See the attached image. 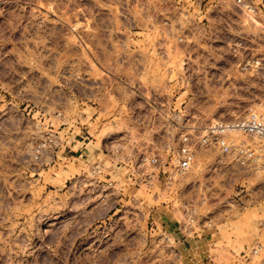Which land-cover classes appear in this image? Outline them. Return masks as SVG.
I'll return each mask as SVG.
<instances>
[{"label": "rangeland", "instance_id": "1", "mask_svg": "<svg viewBox=\"0 0 264 264\" xmlns=\"http://www.w3.org/2000/svg\"><path fill=\"white\" fill-rule=\"evenodd\" d=\"M250 1L0 0V264H264V158L244 168L200 143L212 122L264 115ZM191 134L188 174L131 180ZM193 210L197 234H179Z\"/></svg>", "mask_w": 264, "mask_h": 264}, {"label": "built area", "instance_id": "2", "mask_svg": "<svg viewBox=\"0 0 264 264\" xmlns=\"http://www.w3.org/2000/svg\"><path fill=\"white\" fill-rule=\"evenodd\" d=\"M243 11L255 12L254 5L250 0H230ZM180 41L185 45H190L192 39L181 38ZM191 58L190 54L183 57L182 77L186 78L189 68L186 61ZM182 89L189 88L188 81H182ZM185 82V83H184ZM244 136L253 140L264 141V115L252 113L246 117L235 118L232 120H223L210 123L205 131V134L200 138V143L205 146H216L221 154L244 168L258 167L259 162L264 158V148H255L240 140ZM51 140L49 154L51 163H54L55 150L61 145V139L54 135ZM194 135H186L181 138V145L176 149H169L171 151L168 157L162 154H143L138 161L133 163L134 174L131 180L136 185H145L152 187L155 184L169 188L173 183L182 176L188 174L196 163V150H195ZM262 165V164H260ZM92 173L97 175L103 174V168L99 165L94 166ZM136 174V175H135ZM112 185V184H110ZM196 213L195 211L189 212L187 221L181 224L177 232L183 234H197L195 230ZM168 233L164 230V234ZM258 250L245 253L244 257L249 255L258 254Z\"/></svg>", "mask_w": 264, "mask_h": 264}, {"label": "crops", "instance_id": "3", "mask_svg": "<svg viewBox=\"0 0 264 264\" xmlns=\"http://www.w3.org/2000/svg\"><path fill=\"white\" fill-rule=\"evenodd\" d=\"M71 146H72V145H71ZM73 146H75V147H80V145H76V144H73ZM78 149H79V150L81 149V151L84 152V149H83L82 146H81V148H78ZM165 215H166V214H165ZM166 228H167V227H164L165 230H167ZM169 230H170V231H174V230H177V229L174 228V230H172V225H170V226H169V229H168L167 231H169Z\"/></svg>", "mask_w": 264, "mask_h": 264}]
</instances>
